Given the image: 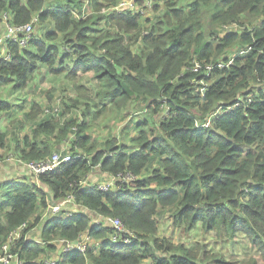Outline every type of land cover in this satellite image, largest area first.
<instances>
[{
  "label": "trees",
  "instance_id": "1",
  "mask_svg": "<svg viewBox=\"0 0 264 264\" xmlns=\"http://www.w3.org/2000/svg\"><path fill=\"white\" fill-rule=\"evenodd\" d=\"M90 1L99 15L83 16L82 0H55L52 8L44 7L45 0H0V14L6 13L11 23H25L33 14L39 23L52 22L51 30L41 38L31 35L23 47L8 43L10 58L0 59V84L13 81V88L21 89L40 67L54 74L66 70L71 79L91 70L98 81L95 105L106 100L120 110L142 100L152 124L136 120L127 141L114 137L96 150L84 122H60L68 106L62 113L53 107L45 112L47 107L42 111L33 102L25 113L33 122L31 134L22 137V148L13 139V155L22 163L46 158L71 133L65 151L70 159L36 177L43 188L26 179L0 182V245L25 223L11 248L21 264H43L54 239L73 241L83 235L89 237L84 251L66 255L61 264H140L144 258L153 264H210V259L228 264L202 249L200 254L196 244L184 247L157 237V217L167 208L176 227L199 224L229 239L245 235L260 259L247 264H264V0H191L187 6L164 0L156 20L146 19L149 25L141 11L102 12L119 0ZM102 17L104 29L95 26ZM225 25L238 28L226 30ZM236 43L243 49L223 56ZM230 56V64L207 75L190 69L193 60L226 61ZM70 57L71 66H64ZM238 101L243 104L233 106ZM77 104L74 100L71 106ZM9 107L0 99V112ZM216 110L211 126L197 124ZM88 113L86 104L82 116ZM6 145L7 134L0 131V148ZM91 170L130 172L135 178L117 182L115 190L96 191L87 182ZM49 194L52 203L71 195L93 212L118 217L132 233L130 242L113 241L111 227L90 224L77 214L50 218L41 228V242L25 240L23 234L38 224L37 210L47 207Z\"/></svg>",
  "mask_w": 264,
  "mask_h": 264
},
{
  "label": "rangeland",
  "instance_id": "2",
  "mask_svg": "<svg viewBox=\"0 0 264 264\" xmlns=\"http://www.w3.org/2000/svg\"><path fill=\"white\" fill-rule=\"evenodd\" d=\"M129 1L135 3L141 9V17L144 18L147 24L149 22L146 19L153 22L156 20V16L163 12L164 0H155L156 4L161 7L159 10H155L153 0ZM147 1H150V7ZM190 1L178 0L177 4L179 6H187ZM90 5V1L82 0V15H99L100 13H97ZM55 6H57L55 0H45V8ZM73 14L78 16L79 12L74 11ZM106 22L105 17L98 18L95 26L103 27L102 29H104V27H107ZM223 28L226 30L229 28L237 29L238 25H232L231 27L225 25ZM51 29L52 22L50 19H46L40 21L39 24L38 22L35 23L34 31L31 35L41 38L44 31ZM111 31H114V27H111ZM60 35L55 38L56 42H58ZM237 49L242 50L243 47L238 43L233 46L231 45L227 48L223 56H227L228 52L234 54ZM63 53L64 50L60 48L59 55ZM71 64V57L64 60V66L68 65L70 67ZM13 84V81L0 84V99L5 100L10 105L8 109L0 112V131H4L7 134L6 148H0V164H3L0 165V168H4L7 171L5 177L22 176L21 172L23 170L20 169V160L12 152V141L13 139H21L25 135L31 134L33 122L25 117V113H28L33 102L37 103L42 111L45 107H58L60 113H62L66 110L65 107L68 106L70 110L63 113V117H60V122L69 118L76 119L77 123L84 122L87 125L86 134L90 136L91 143L96 150L103 149V143L108 139H114V137H117L118 141L121 140V143L127 141L134 133L133 125L136 120L144 119L149 125L152 124L149 111L143 108L144 104L142 100L129 103L128 106L120 110H114V105L106 100L101 104L98 103L95 105L93 102L97 101L95 94L98 88V81L94 78V72L91 70L85 72L79 71L76 77L71 79L66 70L59 74H54L46 70L45 67H40L33 72V75L29 77L23 88L15 89L13 88ZM74 100L78 101L75 108L71 106ZM86 104L88 105L89 113L86 117H83L82 110L85 109ZM98 108H102L103 110L95 114ZM42 111L40 117H42ZM72 139L73 134L68 133L67 139L62 140L60 147L55 148L53 152L61 151L62 149L66 151L67 147L64 145H69V141ZM142 173L143 176H146L149 173V169H145ZM106 174L102 175V172L99 170H91L87 173L88 183L97 185L99 183L98 181L103 180L105 177L109 179L108 173ZM66 211L62 209L59 213L65 214ZM45 216H48V211H45ZM91 218L92 221L97 222L101 219V216L91 214ZM157 222L156 236L159 238H168L174 244L180 243L184 247L192 248L196 244L200 247V254L202 249L208 255L219 256L222 261H226L228 264H247L251 260L260 262L257 249L241 233L229 239L224 234H216L214 230L205 231L200 226H194L190 229L176 227L170 220V210L167 208L159 212ZM39 227L37 225L24 233L23 238H33V241H39L41 236ZM156 252L158 255L164 253V251L160 250ZM141 264H153V262L151 258H144ZM210 264L216 263L210 259Z\"/></svg>",
  "mask_w": 264,
  "mask_h": 264
},
{
  "label": "built area",
  "instance_id": "3",
  "mask_svg": "<svg viewBox=\"0 0 264 264\" xmlns=\"http://www.w3.org/2000/svg\"><path fill=\"white\" fill-rule=\"evenodd\" d=\"M147 4L149 7L151 6L150 1H147ZM134 9L141 11V9H139L135 3L129 0H119L114 6L109 8V10H115L117 13H125L126 11H135ZM37 17H38L37 14H33L31 20H28L25 23H11L6 13L0 14V59L8 60L10 58V51L8 49L9 42H13V43L16 42L20 47L26 45L28 39L31 37V34L34 31L35 23L38 22L39 24V21H37ZM249 48L250 46H248V49ZM241 52L243 51H240V53ZM232 60L233 58L231 56L225 62L220 60L219 61L193 60L190 69L192 71L199 73L200 75H207L210 74L215 68H221L230 64ZM246 98H248L247 101H249L250 98L249 97ZM240 104H243V102L238 101L233 106H238ZM229 108H231V106H227V109ZM58 109H59L58 107H53V111L55 112H58ZM47 111H48V107L45 109V112ZM217 112L218 110L206 116L202 123H197V124L203 127L211 126V119ZM69 159H70V153L65 152L62 149L61 151L52 152L50 156L43 159L23 161V163L20 161V163H22L20 165V169H23L28 174H32L36 178L39 174L52 171L61 163L69 161ZM134 178L135 176L130 172H126V173L119 172L115 175L109 174V179H106L104 183H98L97 185H95V188L101 191L115 190L117 186V182L126 183ZM63 204L64 202L62 201L60 204L53 206L51 208L52 212L57 211L60 205L62 207ZM100 221L101 219L98 220L97 222ZM102 223L113 229L114 232V235L112 237L113 241L127 242L130 240L132 233L130 232L129 228H127L118 217L115 216L103 217ZM26 226L27 225L23 223L22 225L15 228L6 236L5 240L1 243L0 264H21L18 254L16 252H12L11 248L12 245L15 243V241L21 235L22 230ZM24 239H28V238L24 237ZM40 240L39 242H41ZM52 242L57 243L61 246L62 253L72 249H77L81 251L85 249L84 239L82 238L73 241L64 238H56ZM43 261L44 264L55 263L54 259L44 258Z\"/></svg>",
  "mask_w": 264,
  "mask_h": 264
},
{
  "label": "crops",
  "instance_id": "4",
  "mask_svg": "<svg viewBox=\"0 0 264 264\" xmlns=\"http://www.w3.org/2000/svg\"><path fill=\"white\" fill-rule=\"evenodd\" d=\"M86 1H90V0H86ZM91 2V1H90ZM102 11H105L104 9ZM108 11H113V10H109L107 9L105 12H108ZM20 140V144H21V148L23 147V139H19ZM65 147H68L69 145L65 144L64 145ZM0 165H3V164H0ZM23 170V169H22ZM6 170L4 168H0V182H3L5 181L6 179L7 180H11V179H14V180H18V179H26L27 181L29 182H32V183H35L37 186H40L41 188L44 187V185H42L41 183H39L37 181V178L33 177L32 174H28L26 171L23 170V172H21L22 176H8V177H5V174H6ZM103 174H106V172H102V175ZM107 175V174H106ZM109 175V173H108ZM109 177V176H108ZM90 178V177H89ZM106 177L103 179L105 180ZM87 182H89V179L87 178ZM96 191H101V190H97ZM103 191H110V190H103ZM48 201H47V207L46 208H42L41 206L38 208L37 212L38 214L40 215V220L38 222L37 225H39V233L41 232V228L45 225H47L48 221L50 218L52 217H61L65 220L67 219H70V218H73L75 217V215L77 214V216H84L85 218H87V222H89L90 224H93V223H98L102 226H106L102 223V218L103 217H107V216H112V215H107V214H102L100 212L96 213V212H93V210H90L89 208L87 207H84L82 206L81 204L77 203L74 198L71 196V195H67V196H64L63 198L61 199H58L56 200V204L55 203H52L50 201V199L52 198V196L49 194L48 195ZM64 202V204L60 205V207L58 208L57 211L55 212H52V207L57 205V204H60L61 202ZM70 206V207H69ZM62 209H65L67 210L65 214L63 213H59L60 210ZM45 211H48V216H45ZM91 214H95L97 216H101V221L100 222H95V221H92V218H91ZM33 219V217H32ZM36 225V226H37ZM196 226H200L199 224H197ZM202 228V227H201ZM21 236V235H20ZM19 236V238H20ZM85 237H88L86 235H83L82 239H84ZM89 238V237H88ZM33 238H28V239H25V240H32ZM40 239H41V236H40ZM65 239V238H64ZM41 241V240H40ZM38 242V241H37ZM130 242L127 241V242H121L122 244H128ZM98 243V242H97ZM53 246L51 248L50 251L47 252V256L44 257L46 259H54L55 260V263L54 264H61V261L64 259V257L68 254H72V253H77V252H80L82 253L84 250H77V249H72V250H69V251H65L64 253L61 252V246L57 243H51ZM50 253V255H48ZM44 258H42V263L44 264ZM85 264H92L90 262H85ZM141 264V263H140Z\"/></svg>",
  "mask_w": 264,
  "mask_h": 264
}]
</instances>
